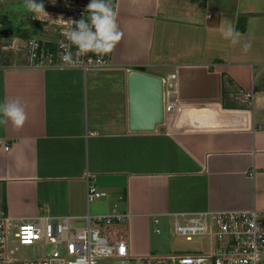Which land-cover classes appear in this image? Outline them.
I'll list each match as a JSON object with an SVG mask.
<instances>
[{
  "label": "crops",
  "instance_id": "crops-1",
  "mask_svg": "<svg viewBox=\"0 0 264 264\" xmlns=\"http://www.w3.org/2000/svg\"><path fill=\"white\" fill-rule=\"evenodd\" d=\"M3 2L24 0H0V11ZM59 2L43 0L44 8ZM114 8L123 35L107 69H27L23 54L0 63V101L19 98L27 113L22 126L0 124L9 146L0 147L8 237L21 220L44 214L83 226L87 212L105 215L118 204L128 221L117 234L146 255L149 233L164 219L264 215V0H114ZM241 19L248 52L218 27L231 22L239 31ZM36 39L53 44L59 36ZM135 67L164 80L176 75L174 110L153 132L129 130L127 76ZM86 175L107 195L93 212Z\"/></svg>",
  "mask_w": 264,
  "mask_h": 264
},
{
  "label": "built area",
  "instance_id": "built-area-1",
  "mask_svg": "<svg viewBox=\"0 0 264 264\" xmlns=\"http://www.w3.org/2000/svg\"><path fill=\"white\" fill-rule=\"evenodd\" d=\"M88 2L62 0L61 13L56 20L59 39L53 44L36 38L22 42L14 37L8 49L14 54H23L21 67L40 70L79 68L84 72L109 68L112 51L102 58L88 53L76 66L64 64L58 56L63 51L61 44L67 43L64 32L71 25L69 20L78 19ZM111 2L114 8V0ZM175 78L176 75L171 74L167 80L162 79L164 116L174 110ZM242 100L250 102L251 95L244 93ZM259 130L264 131V124ZM0 147L9 150V146H2L1 142ZM85 177L87 204L107 196L97 190L93 176ZM179 217L182 220L176 219L173 223L174 233L186 241L193 237L206 238L209 242L207 252L166 256L133 254L129 242L116 231L127 223L128 213L115 204L105 215L87 212L83 226H73L69 217L44 214L29 221L21 220L13 234L14 239L20 246H40L41 253L32 259L18 260L12 259L7 252L9 217L1 211L0 264H264V215L260 212H201Z\"/></svg>",
  "mask_w": 264,
  "mask_h": 264
},
{
  "label": "clouds",
  "instance_id": "clouds-1",
  "mask_svg": "<svg viewBox=\"0 0 264 264\" xmlns=\"http://www.w3.org/2000/svg\"><path fill=\"white\" fill-rule=\"evenodd\" d=\"M50 2L55 4L56 0ZM24 3L26 9L37 17L40 14L48 16L43 0H24ZM69 21L71 25L64 32L67 43L61 44L63 51L58 53L59 59L68 66H76L80 58L88 53L102 58L112 51L123 35L111 0H89L80 17ZM218 27L221 37L230 45L240 44L243 52L251 49V40L241 42L243 34L236 30L235 24L229 22L219 24ZM26 119V105L19 98L0 101V124L9 121L19 127Z\"/></svg>",
  "mask_w": 264,
  "mask_h": 264
},
{
  "label": "rangeland",
  "instance_id": "rangeland-1",
  "mask_svg": "<svg viewBox=\"0 0 264 264\" xmlns=\"http://www.w3.org/2000/svg\"><path fill=\"white\" fill-rule=\"evenodd\" d=\"M59 1L61 4L62 0ZM1 7L3 9L0 11V63L9 64L20 58L22 53L14 54L8 49V45L14 37L20 38L23 42L25 39L37 38L38 36H49V38L59 36V27L56 25V20L61 13L60 7L44 8L48 16L40 14L39 17L30 13L24 2L13 5L3 2ZM43 33L44 35H42ZM103 200L100 199L91 203V211H96V204L102 203ZM155 229H158L159 232L155 233ZM149 236L150 253L153 256L200 253L209 250V242L206 238L193 237L191 241H186L184 237L177 236L173 231L170 219H164L163 222L160 221L158 224H154ZM7 252L12 259H32L40 255L41 247L20 246L13 235H10L7 240Z\"/></svg>",
  "mask_w": 264,
  "mask_h": 264
},
{
  "label": "water",
  "instance_id": "water-1",
  "mask_svg": "<svg viewBox=\"0 0 264 264\" xmlns=\"http://www.w3.org/2000/svg\"><path fill=\"white\" fill-rule=\"evenodd\" d=\"M129 130L153 132L164 123L163 83L143 67L128 73Z\"/></svg>",
  "mask_w": 264,
  "mask_h": 264
},
{
  "label": "trees",
  "instance_id": "trees-1",
  "mask_svg": "<svg viewBox=\"0 0 264 264\" xmlns=\"http://www.w3.org/2000/svg\"><path fill=\"white\" fill-rule=\"evenodd\" d=\"M244 22H245V20L244 19H241L240 21H239V31H244V28H245V26H244Z\"/></svg>",
  "mask_w": 264,
  "mask_h": 264
}]
</instances>
